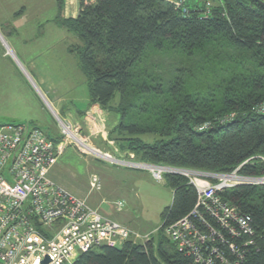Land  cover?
I'll list each match as a JSON object with an SVG mask.
<instances>
[{"label":"trees","instance_id":"16d2710c","mask_svg":"<svg viewBox=\"0 0 264 264\" xmlns=\"http://www.w3.org/2000/svg\"><path fill=\"white\" fill-rule=\"evenodd\" d=\"M79 1L78 16L64 22L80 39L70 51L92 102L120 115L109 139L121 153L209 172H230L264 156V114L254 111L264 102L263 0H212L208 11V0H190L185 16L172 0ZM232 112L234 120L218 122ZM207 122V131L197 129ZM242 173L261 175L264 165ZM165 179L174 194L157 242L104 245L72 264H198L163 232L192 211L197 191L183 175ZM220 196L250 218L252 234L232 239L243 255L239 264H264V186L238 185ZM244 241L252 242L243 247Z\"/></svg>","mask_w":264,"mask_h":264},{"label":"built area","instance_id":"2783aa9c","mask_svg":"<svg viewBox=\"0 0 264 264\" xmlns=\"http://www.w3.org/2000/svg\"><path fill=\"white\" fill-rule=\"evenodd\" d=\"M189 1L171 2L185 16L189 13L186 6ZM212 4L213 1L208 0L207 11ZM254 111L264 114V102L257 104ZM236 116L237 113L232 112L218 122L227 123ZM57 119L60 139L36 125L0 123V264H72L81 252L104 245L121 247L127 240L137 243L136 239H142L50 178L51 168L70 143L98 158L102 156L78 137L70 122ZM210 127L211 122H207L197 129L205 131ZM125 163L148 168L158 181L169 173L185 176L197 191V201L187 216L164 229L165 236L180 251L193 254L198 264H239L243 255L232 239L252 234L250 218L225 202L220 192L243 184L264 186V173H242L247 165H264V156H252L230 172L206 173L144 162ZM191 175L200 178L193 180ZM100 186L99 176L93 175L91 189H100ZM116 205L121 210L124 203ZM209 218H213L217 226L210 223ZM251 242L244 241L242 246L248 247Z\"/></svg>","mask_w":264,"mask_h":264},{"label":"crops","instance_id":"0c3cea01","mask_svg":"<svg viewBox=\"0 0 264 264\" xmlns=\"http://www.w3.org/2000/svg\"><path fill=\"white\" fill-rule=\"evenodd\" d=\"M79 12V0H0V55L9 58L12 64L20 65L23 71L22 92L17 85L0 86V102L5 103V108L0 110V123H26L41 127L45 125L42 113L52 112L56 117L62 116L65 121L84 128L87 138L106 146L104 151L108 152L109 148L120 152L117 144L109 139V129L117 126L121 117L92 102L78 57L70 51L71 46L80 43V39L64 22L76 18ZM78 85L86 89V96L74 95ZM28 108L29 111L23 113ZM54 138L60 139L61 134ZM69 147L50 170V178L59 185L53 175L60 171L59 166L63 165L60 163L64 162L62 158ZM84 161L90 166L87 159ZM68 170L64 163L62 171L68 173ZM94 174H91L90 186Z\"/></svg>","mask_w":264,"mask_h":264},{"label":"rangeland","instance_id":"374dc122","mask_svg":"<svg viewBox=\"0 0 264 264\" xmlns=\"http://www.w3.org/2000/svg\"><path fill=\"white\" fill-rule=\"evenodd\" d=\"M21 73L23 74L20 65H14L9 58L0 55V86L17 85L22 92ZM74 91V95H78L80 98L86 96V89L84 90L83 86L78 85ZM3 108H5V103L0 102V110ZM27 111H29V108L24 110L23 113ZM33 111L36 112V109L33 108ZM61 117L59 118L62 119L63 117ZM42 120L45 125L41 128L49 135L57 137L61 134L59 121L52 112L50 114L46 111L42 113ZM70 125L79 138L83 139L87 145L98 151L102 156L98 158L93 153H86L87 151L85 152L80 147L70 143L67 153L62 158L64 162L61 161L60 163L63 164L59 166L60 171L56 173L57 175H53L54 180L59 181L61 185L75 192L78 196L87 198L88 203L95 208H99L100 213L105 217L120 222L131 231L142 236V239H136L137 243L143 244L147 241L146 237L149 238L148 240L154 238L157 242L160 238V228L163 225L162 213L173 201L174 191L167 185L165 175L163 180H156L148 168H140L125 163L130 161L140 163L133 152L127 155L109 148L106 152L104 151L106 149L105 145L101 146V143L86 137L84 128L81 129L72 122ZM108 129L106 128V130ZM146 139L150 140V137H146ZM96 140L99 141V137ZM75 149L77 152L74 151ZM78 154L90 158L83 157L81 159L77 156ZM84 159L88 160L90 166L85 163ZM64 163L69 168L68 173L62 171ZM174 168L190 169L185 167ZM202 172L207 173L208 171ZM93 173L99 176L101 184L100 189L94 191L90 188V179ZM190 178L196 180L195 178L200 177L191 175ZM207 180L210 184H214L213 181ZM72 182L75 188L79 190L72 187ZM118 201L124 202L121 210L116 205Z\"/></svg>","mask_w":264,"mask_h":264},{"label":"bare ground","instance_id":"6f19581e","mask_svg":"<svg viewBox=\"0 0 264 264\" xmlns=\"http://www.w3.org/2000/svg\"><path fill=\"white\" fill-rule=\"evenodd\" d=\"M207 131V130H206ZM82 144H84L82 141H80Z\"/></svg>","mask_w":264,"mask_h":264},{"label":"water","instance_id":"95a60500","mask_svg":"<svg viewBox=\"0 0 264 264\" xmlns=\"http://www.w3.org/2000/svg\"><path fill=\"white\" fill-rule=\"evenodd\" d=\"M47 261H48V260H47ZM47 261H46V262H47ZM46 262H45V263H46Z\"/></svg>","mask_w":264,"mask_h":264}]
</instances>
